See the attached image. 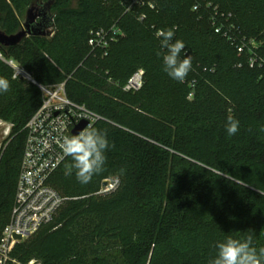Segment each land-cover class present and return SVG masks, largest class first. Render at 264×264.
Segmentation results:
<instances>
[{
  "label": "trees",
  "instance_id": "trees-1",
  "mask_svg": "<svg viewBox=\"0 0 264 264\" xmlns=\"http://www.w3.org/2000/svg\"><path fill=\"white\" fill-rule=\"evenodd\" d=\"M47 2L51 35L0 51L38 84L64 83L70 101L102 118L93 127L106 131L109 148L104 171L86 185L75 171L65 175L71 157L52 174L49 185L64 204L15 244L7 264H209L217 242L249 234L254 247H264V0H156L153 10L127 13L125 0H0V31L16 34L27 11ZM113 25L123 35L106 56L90 53L89 32ZM169 28L172 42L186 45L181 59L192 57L183 83L164 71L167 50L156 32ZM59 29L70 38L65 54ZM253 54L258 62L250 68ZM4 60L0 77L10 88L0 93V121L10 132L0 148V239L24 128L41 104L39 89L13 79ZM138 70L141 88L124 92ZM230 115L240 124L232 136ZM111 178L117 188L100 194Z\"/></svg>",
  "mask_w": 264,
  "mask_h": 264
},
{
  "label": "built area",
  "instance_id": "built-area-1",
  "mask_svg": "<svg viewBox=\"0 0 264 264\" xmlns=\"http://www.w3.org/2000/svg\"><path fill=\"white\" fill-rule=\"evenodd\" d=\"M156 0H125L124 13L134 8L153 10ZM198 10V5L193 11ZM138 21H143L145 15H140ZM123 35L115 25L110 28L95 29L89 32L88 46L90 53L101 51L106 56L112 43ZM249 44V43H248ZM242 53V47L238 48ZM0 59L4 60L0 51ZM255 54L249 60V67L256 65ZM13 71V79H22L35 85L41 94V104L35 114L25 125L26 137L23 155L16 183L14 203L8 223L5 225L0 239V264H7L15 244L23 242L36 233L39 228L50 223L64 204V199L49 185L52 174L65 162L60 143L64 136H71V131L84 121L92 126L102 118L83 105H78L68 99L64 83L54 86L38 84L17 62L4 60ZM260 61H264L260 59ZM18 69V73H17ZM143 82V71H136L122 87L124 92L138 91ZM193 87V85H192ZM192 94L189 95V98ZM6 126L4 135L8 136L10 125ZM100 194L115 190L119 184L117 178L104 180ZM14 237H20V241ZM29 264H34L30 262Z\"/></svg>",
  "mask_w": 264,
  "mask_h": 264
},
{
  "label": "clouds",
  "instance_id": "clouds-1",
  "mask_svg": "<svg viewBox=\"0 0 264 264\" xmlns=\"http://www.w3.org/2000/svg\"><path fill=\"white\" fill-rule=\"evenodd\" d=\"M174 35V28L156 32L161 40V48L167 50L163 55L164 71L173 80L183 83L192 70V57L184 54L181 59L180 54L184 53L186 45L179 39L173 43ZM9 88V80L0 77V93L8 92ZM239 127L237 119L231 115L227 117L225 131L229 136L235 135ZM59 146L65 157L72 158V163L66 165L65 175L71 176L75 171L76 179L82 185L90 183L93 176L104 171L105 152L109 148L106 131L88 124L78 134L64 136ZM216 248L217 255L209 264H264V247H254L251 234L242 240L228 236L224 241L217 242Z\"/></svg>",
  "mask_w": 264,
  "mask_h": 264
},
{
  "label": "water",
  "instance_id": "water-1",
  "mask_svg": "<svg viewBox=\"0 0 264 264\" xmlns=\"http://www.w3.org/2000/svg\"><path fill=\"white\" fill-rule=\"evenodd\" d=\"M51 2L42 5L35 13V8H30L27 11L25 20L21 26V30L13 35H6L0 31V45L4 47L15 46L27 37H48L51 35V28L53 27L52 16L50 14ZM87 122H80L71 131V135L78 134ZM106 184L102 183V187ZM15 240L20 241V237H14Z\"/></svg>",
  "mask_w": 264,
  "mask_h": 264
},
{
  "label": "rangeland",
  "instance_id": "rangeland-1",
  "mask_svg": "<svg viewBox=\"0 0 264 264\" xmlns=\"http://www.w3.org/2000/svg\"><path fill=\"white\" fill-rule=\"evenodd\" d=\"M37 9H35V13H36ZM24 22V21H23ZM54 29H52V32H53ZM58 33V37H60L61 39V43L62 45L64 46L62 49H61V52H63L64 54L66 53V46L68 45V43L70 42V38H69V34L66 30H62V29H59V31L57 32ZM247 42V41H246ZM249 50H252L253 47H255V43L254 42H250L249 41ZM254 52V51H253ZM54 85H57V84H53L51 86H54ZM6 126H1L0 125V148L4 142V140L8 137V136H5L4 135V129H5Z\"/></svg>",
  "mask_w": 264,
  "mask_h": 264
}]
</instances>
